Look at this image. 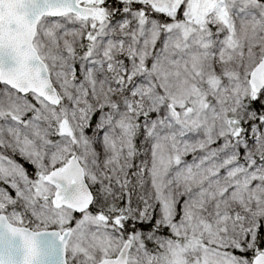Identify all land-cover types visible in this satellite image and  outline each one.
<instances>
[{
  "label": "snow or ice",
  "instance_id": "snow-or-ice-1",
  "mask_svg": "<svg viewBox=\"0 0 264 264\" xmlns=\"http://www.w3.org/2000/svg\"><path fill=\"white\" fill-rule=\"evenodd\" d=\"M0 264H264V0H0Z\"/></svg>",
  "mask_w": 264,
  "mask_h": 264
}]
</instances>
